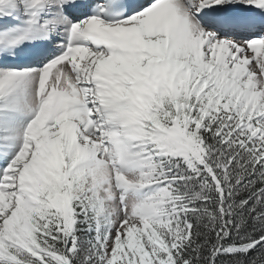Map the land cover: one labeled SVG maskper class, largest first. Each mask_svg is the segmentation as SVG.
Wrapping results in <instances>:
<instances>
[{"label":"snow or ice","instance_id":"obj_1","mask_svg":"<svg viewBox=\"0 0 264 264\" xmlns=\"http://www.w3.org/2000/svg\"><path fill=\"white\" fill-rule=\"evenodd\" d=\"M0 264H264V0H0Z\"/></svg>","mask_w":264,"mask_h":264}]
</instances>
